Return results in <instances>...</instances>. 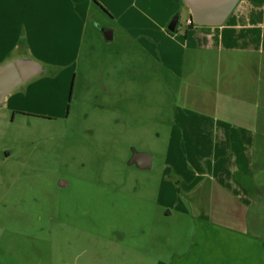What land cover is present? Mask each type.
Segmentation results:
<instances>
[{
	"label": "rangeland",
	"instance_id": "374dc122",
	"mask_svg": "<svg viewBox=\"0 0 264 264\" xmlns=\"http://www.w3.org/2000/svg\"><path fill=\"white\" fill-rule=\"evenodd\" d=\"M230 24L254 28L260 70L258 54L223 53L207 84L181 81L99 15L75 62L39 77L47 100H21L26 114L0 107V264H171L198 224L237 227L244 212L247 230L264 228V0H241ZM222 119L234 135L251 132L243 148L212 140ZM133 153L151 168L129 165ZM243 161L248 172L231 178L254 203L233 212L222 169Z\"/></svg>",
	"mask_w": 264,
	"mask_h": 264
},
{
	"label": "crops",
	"instance_id": "0c3cea01",
	"mask_svg": "<svg viewBox=\"0 0 264 264\" xmlns=\"http://www.w3.org/2000/svg\"><path fill=\"white\" fill-rule=\"evenodd\" d=\"M183 7L186 6L182 0H0V66L27 57L42 62L49 71L69 67L79 55L89 20L101 15L116 24L123 34L181 81H192L196 75L207 84L208 78L214 75V63L217 65L222 60L223 53L227 57L233 53H245L248 60L253 61L258 54L257 68L260 70L263 51L257 47V38L250 35L254 28L242 24L227 26L225 23L220 27H198L188 24L189 12L186 11L187 29L170 33L167 26ZM247 30L250 32H245ZM246 39L250 42L242 47L237 45ZM47 74L41 77L45 78ZM44 78H36L24 85L21 89L28 91L25 96L20 90L15 91L1 108L20 110L19 102L26 103L29 97L33 102L47 100V95L39 90L46 88ZM23 112L26 111L14 113L26 114ZM220 124L221 133H224H220L221 136L212 134V140L220 141L223 147L225 143L236 141V145L243 148L241 142L251 132L248 130L245 134L247 131L242 130L234 135L230 132L232 128L227 127L230 122L222 119ZM210 169L215 173L214 166ZM222 172L226 173L228 180L220 186L226 194L227 203L224 200L223 204L227 207L237 205L239 208L232 210L236 212L242 210L240 206L254 203L250 197L237 195L236 190L243 189V184L231 178L233 173L244 175L248 172L245 161L238 168L230 167ZM226 187L229 191H225ZM260 205H264L263 202ZM261 210L259 208L258 212ZM238 216L241 220L238 218L237 227L229 223L198 224L187 254L174 257L171 264H264V228L249 231L243 225L246 221L244 212ZM226 218L237 220L233 215H226Z\"/></svg>",
	"mask_w": 264,
	"mask_h": 264
},
{
	"label": "water",
	"instance_id": "95a60500",
	"mask_svg": "<svg viewBox=\"0 0 264 264\" xmlns=\"http://www.w3.org/2000/svg\"><path fill=\"white\" fill-rule=\"evenodd\" d=\"M241 0H182L189 12V22L198 27H220L230 17ZM179 22L175 15L167 26L174 33ZM106 41L112 40V32L102 30ZM47 69L38 62L28 58H17L0 66V107L15 91L32 80L44 76ZM129 165L135 164L138 169L149 170L151 157L147 154L133 153ZM63 185V184H61Z\"/></svg>",
	"mask_w": 264,
	"mask_h": 264
},
{
	"label": "flooded vegetation",
	"instance_id": "af4514ba",
	"mask_svg": "<svg viewBox=\"0 0 264 264\" xmlns=\"http://www.w3.org/2000/svg\"><path fill=\"white\" fill-rule=\"evenodd\" d=\"M128 164H129V163H128ZM131 165H134V166H136L135 164H131ZM136 168H137V167H136ZM139 170H141V169H139ZM62 186H65V184L61 185V187H62Z\"/></svg>",
	"mask_w": 264,
	"mask_h": 264
},
{
	"label": "built area",
	"instance_id": "2783aa9c",
	"mask_svg": "<svg viewBox=\"0 0 264 264\" xmlns=\"http://www.w3.org/2000/svg\"><path fill=\"white\" fill-rule=\"evenodd\" d=\"M188 24H191V23L188 21Z\"/></svg>",
	"mask_w": 264,
	"mask_h": 264
},
{
	"label": "trees",
	"instance_id": "16d2710c",
	"mask_svg": "<svg viewBox=\"0 0 264 264\" xmlns=\"http://www.w3.org/2000/svg\"><path fill=\"white\" fill-rule=\"evenodd\" d=\"M192 25V24H191ZM176 32V31H175Z\"/></svg>",
	"mask_w": 264,
	"mask_h": 264
}]
</instances>
